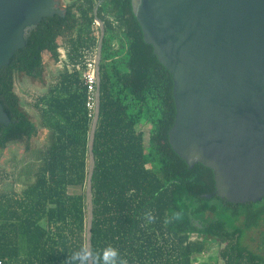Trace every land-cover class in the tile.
<instances>
[{"label": "trees", "instance_id": "16d2710c", "mask_svg": "<svg viewBox=\"0 0 264 264\" xmlns=\"http://www.w3.org/2000/svg\"><path fill=\"white\" fill-rule=\"evenodd\" d=\"M99 1L70 0L64 16L27 28L25 47L0 70V103L11 121L0 129V150L24 145L29 152L40 129L47 132L32 171L0 170V261L80 264L77 253L87 252L88 143L94 115L86 108L76 67L84 50H97L94 8ZM133 2L105 0L97 13L106 34L94 141L93 263L103 264V250L111 247L125 264H197L217 245L214 264H264V254L243 245L245 234L264 224V201L234 205L218 198L213 172L201 164L191 170L170 145L176 116L172 76L144 42ZM60 47L65 50L63 70L38 98L36 123L22 110L15 77L41 80L46 57L58 61ZM14 174L12 186L24 187L3 188Z\"/></svg>", "mask_w": 264, "mask_h": 264}, {"label": "water", "instance_id": "95a60500", "mask_svg": "<svg viewBox=\"0 0 264 264\" xmlns=\"http://www.w3.org/2000/svg\"><path fill=\"white\" fill-rule=\"evenodd\" d=\"M104 1L94 8L100 36L88 143V264H94L92 178L106 34L97 13ZM133 13L144 42L172 76L173 151L191 170L201 164L213 172L218 198L234 205L264 201V0H134ZM64 14L56 0H0V70L25 47L27 28ZM10 124L0 103V129Z\"/></svg>", "mask_w": 264, "mask_h": 264}, {"label": "rangeland", "instance_id": "374dc122", "mask_svg": "<svg viewBox=\"0 0 264 264\" xmlns=\"http://www.w3.org/2000/svg\"><path fill=\"white\" fill-rule=\"evenodd\" d=\"M61 58L64 60L65 51L60 50ZM47 71L41 80L29 78L24 74H17L16 80V92L19 95L22 103V110L28 114V116L38 123V114L35 105L38 98L42 97L50 87L54 76L59 70L62 69V62L58 67H55L54 62L48 57L45 59ZM145 132V142L148 141V129L143 128ZM47 132L44 129H40L38 136L32 140L30 151L27 152L24 145H10L5 150H0V170L6 172L14 169L24 168L29 172L33 170L34 166L38 164V151L41 150L46 144ZM18 175V174H17ZM16 178V174L11 178L3 182V188L10 189L15 187L18 191L21 190L24 185L21 183H15L12 186L13 179ZM12 180V181H11ZM25 180L30 179L26 178ZM28 181V182H29ZM243 245L250 251L264 254V224L260 228L252 229L245 234ZM217 245H213L211 250L204 254L197 264L208 263L214 264V258L217 256ZM213 258V259H212ZM219 264V263H218Z\"/></svg>", "mask_w": 264, "mask_h": 264}, {"label": "built area", "instance_id": "2783aa9c", "mask_svg": "<svg viewBox=\"0 0 264 264\" xmlns=\"http://www.w3.org/2000/svg\"><path fill=\"white\" fill-rule=\"evenodd\" d=\"M64 60L61 62L64 63ZM77 70L81 71L82 80L86 89L87 100L86 108L88 109L90 115H94L96 106V90H97V74H96V52H91L90 50H84L82 54V63L77 67ZM0 264H9L5 261H0Z\"/></svg>", "mask_w": 264, "mask_h": 264}, {"label": "clouds", "instance_id": "9594fccd", "mask_svg": "<svg viewBox=\"0 0 264 264\" xmlns=\"http://www.w3.org/2000/svg\"><path fill=\"white\" fill-rule=\"evenodd\" d=\"M88 253L85 251H81L77 253L80 264H86ZM101 259L103 264H125L123 260L118 261V253L114 248L107 247L103 250Z\"/></svg>", "mask_w": 264, "mask_h": 264}, {"label": "flooded vegetation", "instance_id": "af4514ba", "mask_svg": "<svg viewBox=\"0 0 264 264\" xmlns=\"http://www.w3.org/2000/svg\"><path fill=\"white\" fill-rule=\"evenodd\" d=\"M56 1H58L59 2V5H60V8L63 10L66 6H67V4L70 2V0H56ZM97 25V24H96ZM61 49H63L64 50V48L63 47H60L59 48V50H58V53H59V59H58V61H55L54 62V65H55V67H58V65H60V63H61V60H60V58H61V54H60V50ZM65 51V50H64ZM63 70V62H62V69L61 70H59L58 72H57V74L54 76V78H53V81H57L56 80V78L58 77V75H59V73L61 72ZM26 76V75H25ZM28 77V76H27ZM29 78H31V77H29ZM55 79V80H54ZM52 81V82H53Z\"/></svg>", "mask_w": 264, "mask_h": 264}]
</instances>
